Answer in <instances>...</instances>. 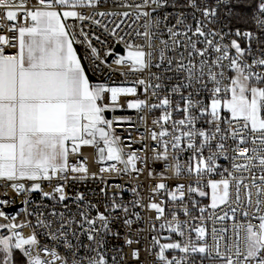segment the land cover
<instances>
[{"label": "snow or ice", "instance_id": "1", "mask_svg": "<svg viewBox=\"0 0 264 264\" xmlns=\"http://www.w3.org/2000/svg\"><path fill=\"white\" fill-rule=\"evenodd\" d=\"M236 3L257 9L258 36L235 26L243 16L233 11L232 0L214 6L210 0H114L123 11L94 15L85 9L98 8L101 0H0V32L11 33L0 35V187L25 197L24 219L4 210L14 203L7 191L0 198V264H118L104 251L105 237L118 238L112 226L131 229L130 217L140 218L123 203L127 189L114 185L120 193L93 216L96 205L66 187L99 176L107 196L103 173L136 179L147 170L154 178L156 165L159 182L143 195L139 185L131 188L137 197L132 207L155 214L152 231L159 221V229L174 234L151 236L145 249L151 264H264V0ZM97 16L115 18L103 29L125 45L126 55L109 45L102 58L83 25L77 33L68 23L99 26ZM233 34L245 46L227 39ZM84 41L93 73L115 57L116 65L143 78L128 87L91 83L74 47ZM129 96L137 98L127 108L145 114L139 118L145 125L140 149L116 134L114 124L130 123L128 118L104 115L123 108L119 99ZM105 99L109 103H101ZM157 110L148 126L147 116ZM83 147L95 150L97 163H113L90 174ZM169 178L186 183L169 187ZM33 193L41 203L29 210ZM197 197L209 203L202 206ZM224 221L232 222L231 236L227 224L217 226ZM124 242L139 245L140 238L129 233ZM140 254V248L132 250L135 264Z\"/></svg>", "mask_w": 264, "mask_h": 264}, {"label": "built area", "instance_id": "2", "mask_svg": "<svg viewBox=\"0 0 264 264\" xmlns=\"http://www.w3.org/2000/svg\"><path fill=\"white\" fill-rule=\"evenodd\" d=\"M216 0H210V3L215 5ZM232 4L235 7L236 0H232ZM124 9H120L114 6V0H101V4L96 9H85L86 14L94 15L95 12L100 11H123ZM227 9L221 8V13L223 14L226 12ZM234 11V8H233ZM258 11L255 8V10L252 13L251 21H250V27L248 29H241L242 31H253L257 36L259 35V30L256 25V20L254 19L255 16H258ZM97 19L101 20V25L97 26L93 24L91 21H72L69 20V24H76V31L79 33V29L81 27V24L83 25V30L87 33H89V39L91 40V43L93 46H95L98 50V52L101 54L103 58V54L106 53L109 49V45H111L113 48L116 49L117 52L121 55H125L127 52V49L125 48V45L123 43H116V39L113 37H110L108 33H106L103 29L104 24H108V27H113V24L110 22L115 18L112 17H96ZM5 25H7V21H4ZM233 28V32H234ZM0 35H11L6 29L3 32H0ZM100 36V41H97L95 39L96 36ZM82 39V37L78 36V41ZM228 40L231 39H237L242 47L245 46L246 42L241 37H236L234 34L227 37ZM103 41V43L101 42ZM139 42V41H137ZM75 47L77 48L79 55L82 57V62L85 64L86 68L89 70L88 75L95 79L97 82L104 83L107 86L112 87H128L132 86V82L136 78H143L139 73L132 74L127 72L126 67H122L119 65H116L113 60L115 57H106L107 63L103 66V71H96L93 73L91 71L93 67V63L89 61L88 57L90 56V49L88 48V41H84L83 43L76 42L74 43ZM255 46V45H254ZM94 60V58H93ZM155 71V69H153ZM122 73H124L122 75ZM139 98H144V96L138 92ZM137 97H121L119 99V104L123 105V108L117 107L115 111H106L109 112V116L107 117L106 112L104 113L105 117L107 119H116L117 117H124L128 118L130 120V123H124L119 126L114 124V128L116 130V134L121 137V140L124 144H127L129 142H132L133 149H140L142 147V144L140 142L141 134L145 132V125L141 123L140 116L145 115L144 113L139 112L135 109H128L127 108V101L130 99H136ZM101 103H109L107 99L104 101H101ZM159 115V111L157 110L152 115L147 116L148 126H150V121L154 119L156 116ZM146 143H151V141H145ZM127 151V149H125ZM239 151H243V149H238ZM82 157L86 159V163L89 169V173H99L100 167H108L110 164H112V161H106L104 163H97L96 162V156H95V150L91 147H83L81 149ZM143 155V153H141ZM71 159H75V157H70ZM183 163V160L181 161ZM222 163L227 164V162L221 161ZM120 167V165H117ZM142 167V165H141ZM155 170L157 172V175L154 178L148 177V172L145 170L138 178L133 179L131 176L126 175H120L117 176L115 173H103V178L105 181H107L108 187L106 188V191L108 193L107 196H105L101 192V188H105V185L101 183L99 176L96 179H92L91 177L84 181H76V182H70L68 186L66 187V192L75 195L77 193H83L88 201H91L93 204L96 205V209H93L91 211V215H96V210L98 209L100 212L105 211V205L110 202L111 196L113 192L120 193L119 188L113 187L114 185H122L127 190L122 193L123 196V203L128 205L129 207V213H139L140 218L137 219L135 216H131L130 218L133 219V225L131 229L125 228L122 224L117 223L114 226L115 231H119L120 236L118 238H114L109 234L105 237L106 243L104 251L109 257L116 256L118 264H135L134 261L131 259V252L134 248H140V264H151V257L148 255V253L145 251L146 248L150 246L151 242V236L154 234H159L161 237L173 235L167 232V230H161L159 229V221H157V229L155 232L151 229V219L154 217V213L150 211H146L143 208L139 207H132V201L137 199L136 196H134L133 192L131 191V188L136 187L139 185V191L143 195L145 194L146 190L150 189L151 185L153 183L159 182V172L161 171L160 166L156 165ZM217 179L219 177H216ZM169 184V187H172V185L176 182H185L186 181L181 178L179 181H176L172 178H169L165 181ZM55 184V181L52 182ZM43 188L45 191H49V183L47 181L43 182ZM7 191L9 193L10 199H14V203L7 205L4 210L7 212L8 209L13 210L9 213L10 215H16L17 213H20L18 216V219H24L23 216V208L24 205L22 204V201L25 199L24 196H15L11 189H5L0 187V198H4V192ZM147 197L145 196V199ZM31 200L33 201V204L29 207V210L34 208L36 205H39L41 203V197L39 193H33L31 195ZM197 200L200 201L201 205H207L209 203V199L207 197L200 198L197 197ZM43 203L48 207L51 208L53 206L52 201L50 200H44ZM70 205H72L71 201H68ZM72 210L75 211V205H72ZM123 215V214H121ZM194 215H199L198 212H194ZM168 219H171L168 217ZM181 219H184L183 216H181ZM0 223H5L2 219H0ZM194 223H199V221H195ZM224 224H227L229 227V233L228 235L231 236V221H224L217 224V226H223ZM209 229L212 227V223L208 222ZM25 234H28L31 232L30 228L24 229ZM131 234V237L133 239L140 238V244H132L131 246L125 244V237L127 235ZM209 243H212L211 239L209 240ZM123 255L124 259L121 261L120 256ZM205 264H211V261H205Z\"/></svg>", "mask_w": 264, "mask_h": 264}, {"label": "trees", "instance_id": "3", "mask_svg": "<svg viewBox=\"0 0 264 264\" xmlns=\"http://www.w3.org/2000/svg\"><path fill=\"white\" fill-rule=\"evenodd\" d=\"M243 2L247 4H252L255 2L258 4L259 0H243ZM254 10V7L242 8L240 5L235 4L234 12L243 16V20L237 21L235 26L240 27L241 29H248L250 27L251 16Z\"/></svg>", "mask_w": 264, "mask_h": 264}, {"label": "crops", "instance_id": "4", "mask_svg": "<svg viewBox=\"0 0 264 264\" xmlns=\"http://www.w3.org/2000/svg\"><path fill=\"white\" fill-rule=\"evenodd\" d=\"M74 47H75V45H74ZM75 48H76V47H75ZM76 50H77V48H76ZM77 53H78V55H79L78 50H77ZM89 78H90V82L93 83V84H98V83H100V82L93 81L92 78H91L90 76H89Z\"/></svg>", "mask_w": 264, "mask_h": 264}, {"label": "water", "instance_id": "5", "mask_svg": "<svg viewBox=\"0 0 264 264\" xmlns=\"http://www.w3.org/2000/svg\"><path fill=\"white\" fill-rule=\"evenodd\" d=\"M92 80H93V81H96V80L93 79V78H92ZM96 82H97V81H96ZM106 115H107V117H108V116H109V112H106ZM12 210H13V208H12V209H8L7 212L10 213Z\"/></svg>", "mask_w": 264, "mask_h": 264}, {"label": "rangeland", "instance_id": "6", "mask_svg": "<svg viewBox=\"0 0 264 264\" xmlns=\"http://www.w3.org/2000/svg\"><path fill=\"white\" fill-rule=\"evenodd\" d=\"M127 53V52H126ZM126 53H125V55H126ZM104 84V83H103ZM106 85V84H105Z\"/></svg>", "mask_w": 264, "mask_h": 264}]
</instances>
